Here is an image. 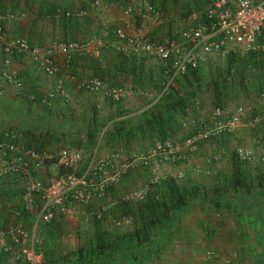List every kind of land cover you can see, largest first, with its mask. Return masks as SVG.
<instances>
[{"label":"crops","instance_id":"crops-1","mask_svg":"<svg viewBox=\"0 0 264 264\" xmlns=\"http://www.w3.org/2000/svg\"><path fill=\"white\" fill-rule=\"evenodd\" d=\"M147 2L162 9L160 14L148 12ZM206 2L0 0V13L16 15L3 21L7 41L25 37L46 49L62 41L95 40L101 50L99 54L72 50L69 64L64 54L55 52V72L49 74L40 64L42 58L8 54L0 45V136L11 132L14 141L26 148H80L86 167L109 157L108 173L121 170L103 198L90 204L70 202L69 211L56 209L47 223L37 222L35 213L25 208L23 193L28 178H48L45 173H54L57 166L46 165L32 177L1 178L0 230L22 225L27 237L18 244L6 235L0 245V264H33L25 257L28 251L41 254V264H264V217L258 212L255 219V213L243 212L240 205L243 193H254L252 188L258 185L257 190L264 189V49H244L234 57L236 61L229 60L230 55L225 72L217 71L219 54L197 49L202 56L198 72L171 83L168 62L138 50L127 39L170 38L185 53L191 44L185 42L184 34L205 20ZM117 29L126 37L118 36ZM258 43L264 44V29ZM6 57L12 60L9 66ZM8 71L22 80L20 94L5 77ZM92 77L130 92L116 101L106 87L90 90L81 86ZM216 105L244 107L233 131L202 139L195 151L185 147L181 161L173 162L166 151L151 153L157 142L181 143L190 131L214 121ZM239 148L254 153L241 168ZM17 156L27 159L21 150L9 154ZM245 175L259 177L258 182L252 179L241 187ZM154 176L161 180L150 198H168L173 189L200 187L201 193L154 224L147 240L140 243L135 232L142 229L143 219L137 215L128 224L113 218L111 211L133 208L130 213L134 215L137 204L150 194L128 202L136 204L130 207L123 198L117 199ZM215 189H219L217 197H213ZM206 191L209 196L203 195ZM218 201L234 206L221 210L214 205ZM104 204L111 210L102 219L94 218L93 210ZM118 220L123 222L118 224ZM98 244L107 246L101 249Z\"/></svg>","mask_w":264,"mask_h":264},{"label":"built area","instance_id":"built-area-1","mask_svg":"<svg viewBox=\"0 0 264 264\" xmlns=\"http://www.w3.org/2000/svg\"><path fill=\"white\" fill-rule=\"evenodd\" d=\"M146 10L153 14L161 11L147 2ZM205 20L195 28L185 32L184 40L191 44L189 51L182 53L180 46L174 41H158L153 38H127L135 47L145 53L157 56L168 62L167 72L172 83L177 78L184 76L191 67L196 68L201 62V49L206 54H219L226 57L233 51H251L264 49V44L258 43V37L264 29V0H207L205 6ZM14 17L12 13H0V45L8 54L20 53L31 55L41 61L42 67L47 73L55 72L53 55L60 52L65 55L66 63L71 61L72 50H91L95 54L100 53V47L95 40L88 42H58L49 48L33 45L25 37H17L10 41L5 39L3 21ZM118 36L125 38L122 29L115 31ZM43 52L46 55L43 57ZM11 58L6 57L4 62L11 64ZM7 80L12 82L16 93L23 90V82L12 71L5 72ZM81 86L90 90L107 88L108 94L116 101L123 100L130 90L119 86H108L99 77H92L81 82ZM245 112L244 107L235 109L229 106H216L214 108V121L205 122L201 130H197L181 143L171 141H159L156 143L154 152H167L172 160L180 156L181 151L188 147L195 149L202 139L215 136L224 132L233 131L241 122ZM23 151L27 159L23 157H9V154ZM237 154L242 161L249 160L254 153L251 149L239 148ZM84 153L80 148L66 147L62 149L46 150L43 148H26L18 145L11 137V132L0 136V178L9 175L31 176L34 172L46 165L57 166V172L48 178H28L23 193L25 208L35 213L37 222H51L56 214V209L69 211L70 202L90 204L95 196L104 197L109 185L120 175L121 170L108 173L106 170L112 160L103 157L87 167L82 166ZM139 160L145 158H138ZM32 177V176H31ZM161 180L160 176L152 177L141 187L132 190L123 201L144 200ZM110 206L102 205L100 209H94L92 216L102 219L109 211ZM123 221L118 220V224ZM10 235L16 243L21 244L27 237V231L22 225H16L0 230V245L5 236ZM27 261L33 264H41L43 256L35 251L25 253Z\"/></svg>","mask_w":264,"mask_h":264},{"label":"trees","instance_id":"trees-1","mask_svg":"<svg viewBox=\"0 0 264 264\" xmlns=\"http://www.w3.org/2000/svg\"><path fill=\"white\" fill-rule=\"evenodd\" d=\"M153 3L155 5H157V3L155 1H153ZM231 55H232V58H229V60L231 59L233 61H236L238 58H234V57L238 56L239 53H235V54L233 53ZM198 70H199V66H198V69H197V67L196 68L191 67V69L185 75H187L189 73L196 74L198 72ZM222 80L225 82L226 77H223ZM35 148H41V147H35ZM239 179H240L239 177L235 178V181L237 184H238ZM0 180H2V179L0 178ZM241 180H242V182L240 183L241 187L247 185L244 182L243 178ZM172 184H170V186ZM111 188L112 187H110V189ZM218 190L219 189L213 190L215 193L213 197H217L219 195ZM200 193H201L200 187H198L196 189H191L189 191H185V190L180 191L179 189L174 191V189H173V190H171V192H169L167 194L168 198H166V196H164L161 199H157V198H150L151 197L150 196V197H148V199L146 201H144V203L138 204L136 207L137 212L134 215H136V217L139 216L143 219L142 229L138 228L137 231L135 232L139 242L141 243V242L147 240V238L149 237L150 229H151V227H153L154 224L158 223L161 219L168 217V215L170 214V212L173 209L176 210V209L181 208L187 202L188 198H190L194 195H199ZM220 193H221V191H220ZM203 195L209 196L207 191H206V193H203ZM106 246L102 245L103 248H106ZM99 247H101V244H98L97 248H99ZM102 247H101V249H103Z\"/></svg>","mask_w":264,"mask_h":264},{"label":"rangeland","instance_id":"rangeland-1","mask_svg":"<svg viewBox=\"0 0 264 264\" xmlns=\"http://www.w3.org/2000/svg\"><path fill=\"white\" fill-rule=\"evenodd\" d=\"M177 2V1H176ZM161 11H162V9H161ZM5 14H7V13H5ZM14 17H16V15L14 16ZM13 17V18H14ZM168 39H170V38H168ZM233 52H236V53H239V55H240V53H241V51H233ZM231 54H228L226 57H224V56H221V55H219V59L217 60V63H218V66H217V71L219 72V70H222V72H225V68H226V66L227 65H225V63H226V61H227V59H228V57L230 56ZM217 106V105H216ZM192 133H195V130L194 131H190V133L189 134H187V135H185V137L186 138H188ZM198 149V145H197V147L195 148V149H192L193 151H195V150H197ZM183 153V152H182ZM183 156V155H182ZM182 156L180 157H178L177 159H175V160H172V158H171V160L174 162H176V161H181L182 159ZM249 160H246V161H241V163H239V165H238V168H241L242 166V164L243 163H246V162H248ZM263 163H264V161H262ZM81 165L82 166H84L85 167V163L82 161V163H81ZM54 173H50V172H47V173H45V174H47V176H50V177H52L53 176V174H55L56 172H57V169H55L54 171H53ZM229 179V178H228ZM231 179V178H230ZM246 179H248L247 177H246V175L243 177V180H244V182L246 183V184H251V180L252 179H254V180H256L257 182H258V179H259V177L258 178H254V177H250V179H248L249 181H247ZM264 179V178H263ZM234 180H235V178H234ZM226 181H227V179H226ZM115 182V181H114ZM114 182H112L110 185H109V187L107 188V192H106V195H107V193L109 192V190H111L110 189V187H112L113 185H114ZM264 182V181H263ZM230 186H232V184H230ZM259 187H261L260 185H258ZM258 186H256V188H252V189H254L255 190V192L254 193H251L250 191L249 192H245V193H243L242 195H241V201H242V203L240 204L241 205V207H242V211L244 212L245 210H250V211H252V213L250 212V213H248V214H250L251 216L252 215H254L253 213H255V216H254V218L256 219V213H258L259 212V214H260V216L261 217H264V189H262L261 191H259V190H257V188H258ZM253 190V191H254ZM154 191V188H153V190H152V192ZM230 191V190H229ZM150 192V196L155 192ZM152 193V194H151ZM228 194H230L231 192H227ZM127 195V194H126ZM126 195H124L123 197H125ZM149 196V195H148ZM147 196V197H148ZM149 196V197H150ZM123 197H121V198H118L117 200H119V199H122ZM221 197H223L222 196V194H221ZM97 198H103V197H98L97 195L95 196V199H97ZM122 202H126V204L128 203V202H135V201H122ZM118 203H119V201H118ZM117 203V204H118ZM123 204H125V203H123ZM128 205V207H130V206H132V205H136V204H127ZM138 205V204H137ZM215 205V204H214ZM217 208H219V209H221V210H229L230 211V209L234 206V204H227V203H224V202H221V201H218V203L215 205ZM206 207V206H205ZM110 210H111V208H110ZM133 211V208L132 209H127V211H124V210H118V212L116 211L115 212V209H114V212H113V209H112V211H111V216H113V218H118V219H122L123 221H128V224L130 223V222H132V219L134 220V218L133 217H135L136 218V215L134 216L133 214H131L130 212H132ZM250 218H252V217H250ZM253 219V218H252ZM251 219V220H252ZM254 222V221H253Z\"/></svg>","mask_w":264,"mask_h":264},{"label":"clouds","instance_id":"clouds-1","mask_svg":"<svg viewBox=\"0 0 264 264\" xmlns=\"http://www.w3.org/2000/svg\"><path fill=\"white\" fill-rule=\"evenodd\" d=\"M65 42V41H64Z\"/></svg>","mask_w":264,"mask_h":264}]
</instances>
